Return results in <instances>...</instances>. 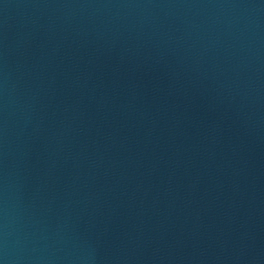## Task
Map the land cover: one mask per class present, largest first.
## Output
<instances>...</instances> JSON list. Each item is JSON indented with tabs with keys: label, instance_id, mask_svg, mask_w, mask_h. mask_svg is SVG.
Here are the masks:
<instances>
[{
	"label": "water",
	"instance_id": "95a60500",
	"mask_svg": "<svg viewBox=\"0 0 264 264\" xmlns=\"http://www.w3.org/2000/svg\"><path fill=\"white\" fill-rule=\"evenodd\" d=\"M0 264H264V0H0Z\"/></svg>",
	"mask_w": 264,
	"mask_h": 264
}]
</instances>
